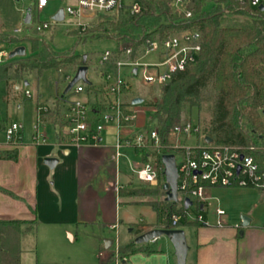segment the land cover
Wrapping results in <instances>:
<instances>
[{
    "label": "trees",
    "instance_id": "obj_1",
    "mask_svg": "<svg viewBox=\"0 0 264 264\" xmlns=\"http://www.w3.org/2000/svg\"><path fill=\"white\" fill-rule=\"evenodd\" d=\"M140 1L143 10L136 15L121 14L112 21H99L92 29L71 32L77 37L78 43L86 42L89 38L113 39L117 42L116 52L121 55L131 49L132 58L155 41L162 42L190 30L201 33L202 50L197 63L186 72L176 73L167 80L161 86V99L147 105L154 107L155 112L149 117L146 126L158 128L161 145L153 150L135 148L134 152L140 161L157 162L163 167L162 155L176 152L170 146L172 130L182 122L184 115L191 116L192 111L197 109L198 140L201 144H208L211 140L212 145L242 147L245 153L254 158L259 172L264 174V11L238 0H222L209 9H204L202 0H183L185 7L191 2L195 4L185 11L177 9L175 0ZM35 7L32 6V23L35 21ZM187 13H191V16L188 17ZM30 26L26 27L30 29ZM35 32L34 36L21 38L0 34V44L30 46L29 54L0 62V82H4L8 89H13L17 84L24 85L25 81L28 84L32 80L37 81L50 70L58 71L68 85L80 65H89L87 60L84 62V56L72 50L59 52L51 42ZM110 62L103 67L110 65ZM90 86L92 84L85 88L90 89ZM108 101L111 102L109 98ZM88 105L98 111L94 120L99 122L105 104L93 102ZM39 121L63 127L60 102L47 113H41ZM0 125L4 128L1 115ZM137 132L136 128L124 127L121 130L122 142L132 141ZM17 157V150L0 151V160H17ZM135 178L131 176V182L124 185L120 195L135 199L132 203L151 206L158 217L163 218L159 228L183 229L202 225L186 221L173 225L166 217L183 213L185 207L166 200L163 172L159 175L156 187L137 185ZM250 188L264 192L261 186ZM37 224V220L0 219V264H21L23 240L35 234ZM132 227V235L142 232L140 225ZM156 251L154 244L137 245L131 240L120 245L118 258L123 260L139 252L151 254ZM115 261L116 256L112 253L106 263Z\"/></svg>",
    "mask_w": 264,
    "mask_h": 264
},
{
    "label": "crops",
    "instance_id": "obj_2",
    "mask_svg": "<svg viewBox=\"0 0 264 264\" xmlns=\"http://www.w3.org/2000/svg\"><path fill=\"white\" fill-rule=\"evenodd\" d=\"M8 53L9 50L0 44V61L4 62L8 59ZM2 83L6 88L3 96L6 105L15 101L17 102L16 108L21 110L23 106L19 98L22 87L25 85H20V87L15 85L13 89H8L7 85ZM92 93L93 97H97L98 91ZM88 101L86 98L85 102ZM57 102H60L62 106L63 116L68 107L64 98H59L47 106L40 102L36 106V123L38 105L52 109ZM0 115L4 122V128H2L5 137L8 127L17 122L21 127L22 138L18 144L9 143L7 138L0 142L1 150H17L18 152L17 160H0L1 220H37V251L48 253L47 250L52 249L53 253L61 258L65 255L63 253H73V245L70 250L65 251L64 248L67 246H65L63 236L65 238L67 234L71 244H75L81 238L79 232L76 231L79 228L95 227L101 232L99 236L94 237L97 244L95 251L98 248L100 250L98 243L100 235L107 236L108 231L114 232L115 235L114 226L116 225L120 234L123 224L120 190L124 186L120 181L121 170L116 160L115 146L105 145L102 134L96 144L86 143L75 146L71 144L65 133V128L49 122H42L39 125V131L46 134L45 142L36 140L35 126L32 134L33 141L23 142L22 123L18 120L8 122V115H2L1 111ZM48 127L54 128V134L49 131ZM48 158L57 159L53 167L46 164L45 161ZM130 182L131 177L126 184ZM117 186L120 187L119 190L116 189ZM128 199L130 203L135 201L130 197ZM156 216V220L150 224L141 221V223H130V227L140 225L141 233L159 228L158 225L163 218H159L157 213ZM250 219V224L242 231L220 229L219 236L208 240L200 239L195 247L190 246L188 254L193 252L195 257L191 261H187V264H264V227L255 225L253 217ZM189 227L197 230L199 226ZM238 229L240 228L238 227ZM137 235L131 233V237L121 243L127 244ZM113 238L104 239L107 251L99 252L101 260L99 264H107L108 258L113 253ZM149 244H154L157 251L151 254L139 252L118 263L115 261L110 264L177 263L175 249L171 241L164 246L158 245V239L149 242ZM91 264H98L96 258Z\"/></svg>",
    "mask_w": 264,
    "mask_h": 264
},
{
    "label": "rangeland",
    "instance_id": "obj_3",
    "mask_svg": "<svg viewBox=\"0 0 264 264\" xmlns=\"http://www.w3.org/2000/svg\"><path fill=\"white\" fill-rule=\"evenodd\" d=\"M36 0H0V34H5L8 37H25L34 36V26L39 24L44 32H35L41 38L46 39L52 43L55 50L59 52L74 51L76 54L82 56L87 55L88 61V73L87 78L91 82L90 89H86L83 93L74 94L73 92L64 95V91L67 87V81L60 77V73L56 70L46 71L39 80L30 81L29 85L22 87L21 97L19 98L23 108L18 110L16 108L17 102L11 101L6 105L3 96L5 95V85L0 82V111L2 115H8V122L11 120H18L23 125V142L33 141L32 134L34 132V126L36 123V106L38 103L43 102L46 106L53 104L57 99H63L67 102L74 101H86L88 98V104L93 102L105 103L108 98V86L114 82L119 76L125 82H127V88L122 90L120 95L121 101L125 104L128 110L134 111L136 114L134 125L138 132H144V125H147L149 117L155 112L154 107L147 106L148 103H156L162 97L161 87H152L145 83L143 80V67H139L137 75L132 74V68L123 66L120 69L114 65H108L102 67L99 64V60L106 51L116 52L117 42L110 38H89L86 42L78 43L77 37L72 34L73 31L83 30L77 27V22L80 21L83 24H87L86 28L92 29L99 21L115 20L121 14L128 15L127 12L122 11L120 13L110 14H94L92 19L86 17L78 18L77 16L65 13V9L68 5L74 4L75 0H51L49 5L42 10H38L35 7L34 18L35 21L30 26L31 30L23 23L25 9L35 6ZM204 9H209L213 3L211 0H202ZM61 10L64 11V19L62 21H55L53 17ZM45 23H49V28H45ZM23 29V32L17 33L16 29ZM29 31V32H28ZM3 46L9 50H13L16 44L5 43ZM25 46L27 53H30L29 44L19 45ZM141 51L135 58L139 59L141 64H157L160 61V53L158 51ZM121 58V56L119 57ZM117 59L116 57L114 58ZM114 60V61H115ZM151 70V69H150ZM106 72H109L111 79L108 82L104 76ZM73 75V73L71 74ZM73 77V76H72ZM71 77V79H72ZM88 84H85V86ZM29 91L31 96L26 95V91ZM88 91L90 93H88ZM98 91L97 97H93L92 92ZM104 91L105 93H102ZM107 93V95H106ZM108 97V98H107ZM136 97H142L144 102L139 105H132L131 101ZM107 109L104 108L100 115V123L104 126L102 133L103 142L108 146H116L117 139V126L115 122H106L104 114H107ZM199 113L197 109L192 111V115H184L180 124L186 121H192V123L198 126ZM5 123H7L5 121ZM42 127V126H41ZM40 127V128H41ZM145 128L148 129L147 126ZM49 131L53 132L54 128L48 127ZM21 130V129H20ZM65 130V129H64ZM170 143H176L178 137L170 135ZM5 133L0 125V142L5 141ZM22 140V138H21ZM20 143V141H18ZM179 142L187 144L191 147H196L201 143L198 140V133L194 131L190 137L180 136ZM18 144V143H17ZM153 150V149H152ZM0 151H3L0 149ZM125 153V157L119 160V169L121 170L120 181L122 185H126L127 181L132 173V166L134 163L140 162V159L136 156L134 149L126 147L122 148ZM135 184H144L137 178L134 180ZM146 184H144L145 186ZM210 193L217 197L219 201H210L212 205V211L220 206L227 213L223 217V227L217 226H199L197 230L192 227L183 228L186 234L188 245L195 247L200 239L208 240L219 236V230H233L242 231L244 227L241 226L242 216H248L254 218V224L264 227V192L259 191L257 188H219ZM121 217L122 228L120 230L121 242H125L128 237H131L130 223H146L150 224L157 218L156 212L151 206L146 204L130 203L128 196L122 195L121 197ZM209 221L211 223L216 222V216L209 214ZM238 227L240 229H238ZM79 232L80 240L75 244H71L68 235L63 236L65 242V251L70 250L73 247V253H63V257L55 255L52 249H48V253H39L36 248L37 233L29 235L23 240V254L22 264H91L95 258L98 264L100 263L99 252L107 251L105 248V238H113L114 232H107V236L100 235L99 248L95 251L96 242L95 236H99L101 233L95 227L87 229L79 228L76 230ZM170 243V240L162 236L158 238V245L164 246ZM122 244V243H121ZM114 253V252H113ZM59 254V253H57ZM195 257V253H189L187 261H191ZM91 261V262H90Z\"/></svg>",
    "mask_w": 264,
    "mask_h": 264
},
{
    "label": "built area",
    "instance_id": "obj_4",
    "mask_svg": "<svg viewBox=\"0 0 264 264\" xmlns=\"http://www.w3.org/2000/svg\"><path fill=\"white\" fill-rule=\"evenodd\" d=\"M51 0H36L35 4L38 10H42L49 5ZM213 4L222 0H211ZM252 8L259 9L264 5V0H238ZM191 2L187 7L183 5V0H175V6L180 11L190 8ZM143 10V4L140 0H75L74 4L68 5L65 13L92 19L94 14H110L127 12L130 15H136ZM190 17L191 13H187ZM32 25V24H31ZM50 24L45 23L44 27L49 28ZM87 24L80 21L77 27L85 29ZM37 32H44L43 28L37 24L34 26ZM15 32L21 33L23 29H16ZM29 32V31H28ZM202 35L197 30L185 31L176 34L162 42L155 41L145 51H158L160 61L157 64H141L139 59H132L131 49L124 51L121 55L117 52L106 51L99 60L100 66L109 63L115 57L117 58L110 65L120 69L123 66L132 68V74L137 75L139 67H143V80L152 87H161L167 80L171 79L176 73L186 72L192 68L198 61L202 50ZM145 53V54H146ZM4 56V55H3ZM6 56V55H5ZM121 56V58H119ZM2 62V61H0ZM151 69V70H150ZM137 71L134 73V71ZM109 82L111 75L109 72L104 74ZM127 82L119 76L108 86V94L111 102L104 103L107 114L103 115L106 122L113 121L117 126L118 142L115 146V156L117 163L120 158L125 157L122 148L139 149H157L161 145L159 130L156 126L144 128V132H137L132 141L121 140V130L124 127L136 128L134 125L136 114L128 110L121 101L122 90L127 88ZM85 91V83L79 82L74 86L71 92L80 94ZM26 95L31 96L27 90ZM104 109V108H103ZM49 107L40 106L37 112V123L35 125L36 140L46 141L45 133L39 131V116L41 113H47ZM96 109L89 107L85 101H74L68 103L67 110L63 114V123L65 133L69 137L71 144L81 146L86 143H98L104 130V126L94 120L98 115ZM102 114V111L100 115ZM99 115V118H100ZM21 127L19 123H12L6 130L7 141L16 144L21 139ZM199 131V125L196 127L192 121H186L177 125L171 132V135L178 137L176 143L170 146L176 150L173 153L176 157L178 167V203L185 207V200L190 199L192 205L185 207L183 213L171 214L166 216L177 225L180 221L198 222L204 226L223 227V217L226 211L220 206L212 211L210 201H219L210 191L215 188H250L254 186L264 187V174L259 172V167L254 158L245 153L242 147L218 146L200 144L191 147L179 142L180 136L190 137L192 133ZM171 141V138H170ZM252 149V148H251ZM164 173V166L161 167L157 162L134 163L132 166L133 175L147 186L156 187L159 183L160 173ZM120 189L119 186L116 187ZM209 214L216 216V222L209 221ZM115 235L112 241L113 252L116 256V263L120 261L119 248L121 245L118 226H114Z\"/></svg>",
    "mask_w": 264,
    "mask_h": 264
},
{
    "label": "water",
    "instance_id": "obj_5",
    "mask_svg": "<svg viewBox=\"0 0 264 264\" xmlns=\"http://www.w3.org/2000/svg\"><path fill=\"white\" fill-rule=\"evenodd\" d=\"M194 5L192 4L190 8H193ZM260 11H264V5H261L259 7ZM64 19V11L61 10L58 14H56L53 17V20L55 21H62ZM33 21V10L32 7H28L25 9V14L23 18V23L26 26H30ZM27 53L25 46H18L11 50L8 53L7 58L11 59L14 57H23ZM87 60V55H84V62ZM88 66L83 64L80 65L75 75L72 77V79L69 81L65 91L64 95H67L72 91L74 86L78 84L79 82H83L85 84H90V81L87 78L88 73ZM137 71L135 70L134 73ZM25 86L28 85V81H25ZM17 87H20V84H17ZM144 102V99L142 97H137L133 99L132 105H139ZM212 141L209 140L208 143H211ZM46 164L50 167H53L57 159L55 158H48L46 159ZM162 163L164 165V175H165V183H164V190L166 194V200L167 201H173L178 202V167L176 163V157L173 153H167L162 155ZM190 205H192V201L190 199L185 200V207L188 208ZM250 217L248 216H242V227H247L250 224ZM134 230L131 229L130 232L132 233ZM242 234V232H241ZM165 236L167 237L174 249H175V255L177 258L176 264H187V257L188 252L190 249V246L188 245L186 234L184 229L182 228H153L148 231H145L139 235H137L134 239V242L138 245L146 244L152 241L157 240L158 238Z\"/></svg>",
    "mask_w": 264,
    "mask_h": 264
}]
</instances>
